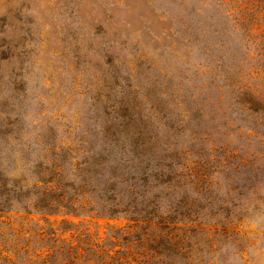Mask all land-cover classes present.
<instances>
[{
  "label": "rangeland",
  "instance_id": "obj_1",
  "mask_svg": "<svg viewBox=\"0 0 264 264\" xmlns=\"http://www.w3.org/2000/svg\"><path fill=\"white\" fill-rule=\"evenodd\" d=\"M240 2L0 0V209L20 218L0 248L20 230L18 264H264V12ZM134 125L153 149L126 186ZM59 196L83 214L46 215Z\"/></svg>",
  "mask_w": 264,
  "mask_h": 264
},
{
  "label": "trees",
  "instance_id": "obj_2",
  "mask_svg": "<svg viewBox=\"0 0 264 264\" xmlns=\"http://www.w3.org/2000/svg\"><path fill=\"white\" fill-rule=\"evenodd\" d=\"M236 1H241L240 4L242 6H239V7H241L240 8L241 12H262V11L264 12V0H236ZM236 10L239 11L238 7L236 8ZM258 18H259V16H256L253 19L256 20ZM261 18H263V17H261ZM252 101L254 104H256L259 107V109H262V107H263L262 102L260 100H258V98H252ZM258 111H260V110H258ZM127 125H131V124L129 123ZM133 130H134V132H130L123 140L121 138H117L115 140V149L116 148L122 149V147H123V148H126L133 153V158L129 157L126 159H120L115 166L116 169H118L119 171H122L118 174V177H120V176H126L127 177V178L125 177V179H123L120 182V184H124L126 186L127 185H131V186L133 185L134 170H136L135 169L136 167L133 166L134 164L128 165L127 161L134 162V159L137 158L138 148L143 147V145L148 146L149 149H151V150L153 149L152 143L150 144V142H153V140L150 136H148L145 128H141V125H134ZM169 130H174V128H170ZM148 160L153 161L154 159L150 158ZM159 165L160 166H157V169H160L159 172L162 173V172H169L170 171L172 173V175L175 174L176 170L182 169V165H180V163H178L176 159L174 160V163H171L170 165H162V164H159ZM164 168L166 170H163ZM146 169H147V167H146ZM162 175H164V174H157V175H153V176L151 175V176L156 182H159L158 179ZM174 177L178 178V176H174ZM165 183H167V181L159 182L158 185L163 186V184H165ZM11 192H14L17 195L20 194L18 192V190L12 189V190H9L6 192L7 196H9ZM4 194L5 193L0 194V195H3V196H1V199L4 198ZM56 199H58V202L61 201V204L60 203L55 204V202H49V200L46 199L48 202H46V204L44 206H42L43 207L42 209L44 210V213L46 215H48V214L52 215V214H57V213L62 214L63 213L64 215L79 216V215L83 214L82 211H84V206H76L75 202L73 204H71V202H65L64 196H62V197L59 196ZM17 201L18 202L20 201L19 198ZM4 203L7 205V207L4 208V210L0 209V215H1L0 216V224L2 223V224H5V226H12L13 223H10L11 219H12V217L10 216V213H12V209H13L12 206H10L12 204L11 198H6ZM62 204H65L67 206H63ZM7 215L9 217H7ZM104 215L111 217L115 214H108V215L104 214ZM1 218H4V221H2ZM17 219H20V218H14L12 220L16 221ZM12 231L15 234L13 243L10 245L8 244L9 246H7L5 244L6 246H2L0 248V261H4L6 264H18L17 258L19 257L20 251H22V250L28 251L27 249H21L18 246L17 242L19 240L20 230L19 231L12 230ZM26 254H29V252H27ZM45 254H46V256H50V253L48 254V252H46ZM79 255H81V253H79ZM35 256H36L35 259L37 258L40 260L42 258V256H38V255H35ZM51 256H53V255H51ZM69 257H71V258H67L66 264H68V263L69 264H83L81 259L75 258V257H77V255L76 256H69ZM87 262H88L87 264H92L91 261H87Z\"/></svg>",
  "mask_w": 264,
  "mask_h": 264
}]
</instances>
